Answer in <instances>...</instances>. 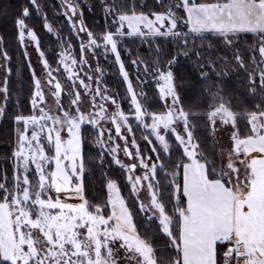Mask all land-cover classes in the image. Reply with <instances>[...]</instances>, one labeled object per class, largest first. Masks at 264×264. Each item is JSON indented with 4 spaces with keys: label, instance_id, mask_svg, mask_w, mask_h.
Masks as SVG:
<instances>
[{
    "label": "snow or ice",
    "instance_id": "snow-or-ice-1",
    "mask_svg": "<svg viewBox=\"0 0 264 264\" xmlns=\"http://www.w3.org/2000/svg\"><path fill=\"white\" fill-rule=\"evenodd\" d=\"M33 15L56 48L42 46ZM0 17L30 73L28 111L17 98L9 114L22 65L0 33V119L14 137L11 175L0 170V264H264V0H0ZM101 55L123 93L104 83ZM95 168L103 200L88 191ZM138 213L156 222L151 237Z\"/></svg>",
    "mask_w": 264,
    "mask_h": 264
},
{
    "label": "trees",
    "instance_id": "trees-1",
    "mask_svg": "<svg viewBox=\"0 0 264 264\" xmlns=\"http://www.w3.org/2000/svg\"><path fill=\"white\" fill-rule=\"evenodd\" d=\"M89 4L95 3V0H85ZM45 2L48 5L56 4L58 8V4L54 0H45ZM49 14V18L53 21V23H59L56 25L57 27L63 26L62 30L64 33H67L68 27L65 23L63 18H57V16H54V13L56 12L55 9L49 7L46 9ZM85 19L87 20L88 24L94 29V30H100L104 26V21L100 12L99 8H96L95 11L90 12L85 8ZM29 24L31 26H34L38 34L41 36L42 40V46L47 50L49 49V46L52 48H56L57 41L53 40L51 37H49L43 27H42V21L33 15L32 18L29 19ZM0 31L2 34H4L8 41V48L13 56V67L15 68L17 65H22V71L20 74H16L15 72L11 76V99L9 101V108L10 113L11 110H14L16 107V100L17 98L20 99V108H22L23 111L27 112L29 109L28 106V92H29V86H30V74L27 68L26 63L23 60V57L21 56V50L19 49L18 43L14 40V28L12 25L11 18H3L0 17ZM249 41H251V35L248 37ZM135 48H139L140 53H146L147 49L146 46L140 45L139 42H137L136 45L133 46ZM241 47H243V40L241 41ZM58 51V49H57ZM122 55L125 59L126 65L128 67V70L130 74L134 78V68L132 64L129 62V56L127 53L122 52ZM110 59V58H109ZM110 66H106L104 63L103 66L108 69V71L105 73L104 82L108 84L114 91L119 90L121 93L124 91V85L121 82V79L119 78V74L117 71L116 65L113 63L112 59H110ZM235 77L229 78V80H234ZM151 88V86H149ZM19 90V91H18ZM152 93H150L151 95ZM200 135H205L204 133H200ZM13 139L12 134V124L8 120L2 121L0 125V170H2L4 167H7L9 175H11L12 172V165L10 159H5V157L10 156L11 153V144L9 143L10 140ZM205 146L209 147L211 146V139H207L205 141ZM89 150V149H86ZM92 151H95L94 149H91ZM114 171L111 173L113 178H120L121 184H123V173L119 171L118 168L113 167ZM103 169L95 168L92 173L89 174V178L87 180L88 184V191L90 194V198L92 196L99 197L101 200L104 199L105 195V183L106 179L102 175ZM125 195H127V187L122 188ZM137 222L138 226L140 227L141 231L148 235L152 236L153 233L156 232V222L153 221L149 223L146 219H144V216H142L141 213L137 214ZM165 241L162 238H157L155 240V244L157 246L163 245ZM160 257H166L170 255L167 248L161 247L157 253Z\"/></svg>",
    "mask_w": 264,
    "mask_h": 264
},
{
    "label": "rangeland",
    "instance_id": "rangeland-1",
    "mask_svg": "<svg viewBox=\"0 0 264 264\" xmlns=\"http://www.w3.org/2000/svg\"><path fill=\"white\" fill-rule=\"evenodd\" d=\"M57 4H58V7H59V3H60V0H54ZM84 2H85V4H89V3H87V1H85L84 0ZM87 8V7H86ZM88 10V9H87ZM54 16H57V18H63L64 19V21H65V18L62 16V15H58L56 12L54 13ZM51 18V17H50ZM66 23V22H65ZM59 23H55V25H58ZM42 27H43V24H42ZM44 29V28H43ZM44 31H45V33L49 36V37H51L53 40H55V41H57L56 40V37H55V35L53 34V33H48L47 32V30L46 29H44ZM0 33H1V31H0ZM18 46H19V44H18ZM0 47H2V45H0ZM19 49H20V46H19ZM29 51L31 52V57H32V60H33V62L35 63V61H36V57H37V52L35 51V49L33 48V47H30L29 48ZM109 58L110 59H112V57L111 56H109ZM105 59L102 55H101V57H100V63L103 65L104 63L106 64V66L108 67V66H110L109 64L111 63L110 62V59ZM93 67H95V63L93 64ZM36 68H37V72L39 73L40 72V65L39 64H36ZM134 68V67H133ZM30 74V73H29ZM119 74V73H118ZM134 78H135V76H136V72H135V69H134ZM0 75H2V73H0ZM104 77H105V75H104ZM119 78L121 79V82H122V84L124 85V83H123V81H122V77L120 76V74H119ZM105 83V82H104ZM124 87H125V85H124ZM28 106H29V104H28ZM127 105H126V103H125V107H126ZM2 121H3V119H0V125H1V123H2ZM14 138V137H13ZM137 139H138V141L140 142V144H141V149H142V151L145 153V154H147V152H148V150H149V146L141 139V136H140V133L139 132H137ZM134 147V146H133ZM120 156H121V159H123V160H125V162H130L129 160H128V158L124 155V153L123 152H121L120 153ZM113 167H116V168H118L119 169V166H115V165H113ZM142 214V216H144L145 217V214L144 213H141Z\"/></svg>",
    "mask_w": 264,
    "mask_h": 264
}]
</instances>
